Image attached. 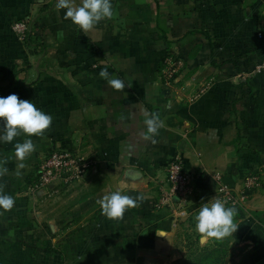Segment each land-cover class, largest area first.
I'll return each mask as SVG.
<instances>
[{"label":"crops","instance_id":"1","mask_svg":"<svg viewBox=\"0 0 264 264\" xmlns=\"http://www.w3.org/2000/svg\"><path fill=\"white\" fill-rule=\"evenodd\" d=\"M56 3L0 0V96L31 100L52 117L23 160L14 144L26 134L0 143V190L14 198L0 209V264H174L211 243L194 218L220 184L238 192L255 175L223 264H264V72L252 73L264 56V0H112V18L88 32ZM24 17L30 51L8 29ZM166 53L184 63L168 86L159 73ZM103 69L125 88H111ZM145 112L164 122L151 140L142 136ZM56 148L95 165L48 203L28 183ZM173 154L193 176L187 219L162 201ZM110 191L142 199L111 219L98 203Z\"/></svg>","mask_w":264,"mask_h":264},{"label":"clouds","instance_id":"2","mask_svg":"<svg viewBox=\"0 0 264 264\" xmlns=\"http://www.w3.org/2000/svg\"><path fill=\"white\" fill-rule=\"evenodd\" d=\"M56 8L65 10V18L70 19L83 32H88L101 20L111 19L114 15L112 0H81L79 5L74 4L73 0H57ZM99 76L117 91L125 88V81L113 78L107 69L101 70ZM144 115L145 131L142 136L145 140H151L158 134L159 129L164 127V122L155 113L145 112ZM0 123L3 125L0 128V143H12L21 133L26 134L22 143L14 144L15 156L23 160L26 155L35 151L36 146L30 137L43 135L50 127L52 117L38 109L31 100L20 99L16 94H10L6 97L0 96ZM3 163L4 161H0V175L7 172V169L2 167ZM20 167L22 168L23 164ZM141 199L142 196L139 195L131 196L121 191H110L98 203L103 215L119 219ZM13 206L14 198L0 190V209L9 211ZM235 215V208L226 207L222 200L211 198L202 204L195 215V230L202 240L223 239L236 232L238 226L234 223Z\"/></svg>","mask_w":264,"mask_h":264},{"label":"built area","instance_id":"3","mask_svg":"<svg viewBox=\"0 0 264 264\" xmlns=\"http://www.w3.org/2000/svg\"><path fill=\"white\" fill-rule=\"evenodd\" d=\"M9 31L21 43L25 42L30 33L31 25L27 17L12 20ZM184 67L183 61L171 53H166L159 70L160 79L168 86ZM264 72V56L255 63L252 73ZM94 158L73 149L56 148L45 153L36 163L34 175L28 183L29 194L43 195L69 187L82 180L94 167ZM167 191L162 196L163 202L170 203L174 208V219L190 217L189 204L194 195L193 176L184 168V162L179 154H173L166 163ZM259 186V178L250 176L238 192H233L224 185L218 188V199L225 205H240L252 190Z\"/></svg>","mask_w":264,"mask_h":264},{"label":"trees","instance_id":"4","mask_svg":"<svg viewBox=\"0 0 264 264\" xmlns=\"http://www.w3.org/2000/svg\"><path fill=\"white\" fill-rule=\"evenodd\" d=\"M33 40L31 37V31L28 34L27 38L25 39V42L22 43L29 51L34 47L33 45ZM226 207H233L236 209V215L234 217V220L240 215V209L238 208V205H226ZM191 221V219H189ZM213 239V238H212ZM214 243V242H212ZM211 243V245H212ZM210 246V245H209ZM208 246V247H209ZM190 248L188 249L189 251L187 252V254L180 259L179 261L175 262L174 264H179L185 260H187L189 257H194V256H199V258H201L199 261L197 260L195 264H223L224 263V259L227 255V252H222V259L220 260V255L218 256V253H216V255L213 253V251H210V253H207V248ZM216 252V251H215ZM213 257V258H212ZM211 261L209 262H205L206 259H209ZM212 258V259H211ZM197 259V258H195Z\"/></svg>","mask_w":264,"mask_h":264},{"label":"rangeland","instance_id":"5","mask_svg":"<svg viewBox=\"0 0 264 264\" xmlns=\"http://www.w3.org/2000/svg\"><path fill=\"white\" fill-rule=\"evenodd\" d=\"M82 180L76 182L75 184L76 185H79L82 182ZM75 184H73V185H75ZM51 193L52 192H49V193L43 195L41 199L44 200L45 202L50 203L51 200H55V197H52V196L57 194L56 192H55L56 194H54V193L51 194ZM212 242H214V243H212ZM211 243H212V245H211ZM211 243L209 244L210 246L208 245L209 247L207 248L208 249L207 250V253H210V251H213V253L215 255H216V253H218V256L220 255V257H221L220 260H221L222 259V256H223L222 255V252H228V248L230 247V239H229V236H227V237H225L223 239H220V240H217V239L213 238L212 241H211ZM195 258H197V259H195ZM200 259L201 258H199V256L189 257L187 260H185V261H183V262H181L179 264H195L196 261L197 260L199 261ZM209 261H211L210 258L209 259H206L205 262H209Z\"/></svg>","mask_w":264,"mask_h":264}]
</instances>
